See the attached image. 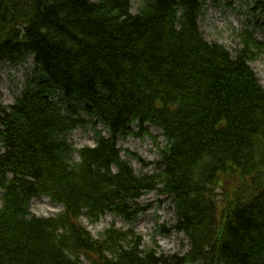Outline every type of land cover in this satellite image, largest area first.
I'll use <instances>...</instances> for the list:
<instances>
[{
  "label": "trees",
  "instance_id": "trees-1",
  "mask_svg": "<svg viewBox=\"0 0 264 264\" xmlns=\"http://www.w3.org/2000/svg\"><path fill=\"white\" fill-rule=\"evenodd\" d=\"M204 1L142 0L133 15L132 0H0V65L33 61L0 106V264H264V87L249 64L264 42L245 30L235 53L209 43ZM88 126L96 146L75 147L68 136ZM145 136L160 158L127 151L154 168L138 174L118 142ZM151 191L172 199L185 254L81 222L132 223ZM43 196L65 211L34 215Z\"/></svg>",
  "mask_w": 264,
  "mask_h": 264
},
{
  "label": "rangeland",
  "instance_id": "rangeland-1",
  "mask_svg": "<svg viewBox=\"0 0 264 264\" xmlns=\"http://www.w3.org/2000/svg\"><path fill=\"white\" fill-rule=\"evenodd\" d=\"M140 2L141 0H133L132 12L134 14L137 13ZM252 11V4L249 0H205V14L200 19L201 31L209 42L222 44L232 52L241 47L237 35L245 29L253 30L256 37L264 41V15ZM251 66L264 86V61L254 62ZM31 69V61L19 68L0 65V106H8L15 101V98L24 90L25 77ZM103 128L101 125L100 129ZM138 130L135 126V131ZM149 131L158 136L160 148L164 147L166 140L162 131L154 127H149ZM69 138L77 147L95 146L94 132L89 127L73 132ZM118 147L123 150V157L132 163L138 174L152 173L154 168L153 166L144 168L138 160L128 156L127 151L139 155L148 163H154L160 158L159 146L148 136L120 139ZM76 158L79 160L78 157ZM2 193L3 191L0 190V208L2 207ZM139 203L143 207L149 205V210L140 215L133 224L120 218H114L112 215H107L96 223H90L84 218L82 222L95 238H99L114 222L118 228L124 230L132 228L141 235L144 247H152L156 242L160 250L167 254H185L189 250L186 237L172 228L176 224L172 199L159 191H151L144 194ZM31 211L39 217L49 218L62 213L64 207L52 204L48 198H42L33 200ZM159 225H164L170 230L169 235L159 233Z\"/></svg>",
  "mask_w": 264,
  "mask_h": 264
}]
</instances>
